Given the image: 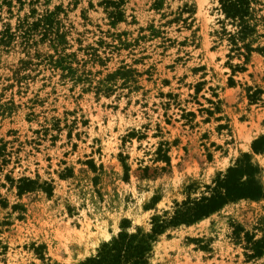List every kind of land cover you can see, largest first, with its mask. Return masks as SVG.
Instances as JSON below:
<instances>
[{"label": "rangeland", "instance_id": "rangeland-1", "mask_svg": "<svg viewBox=\"0 0 264 264\" xmlns=\"http://www.w3.org/2000/svg\"><path fill=\"white\" fill-rule=\"evenodd\" d=\"M244 8L236 34L219 0H0V264L95 258L245 152L264 188V0ZM245 234L264 199L168 226L148 260L264 264Z\"/></svg>", "mask_w": 264, "mask_h": 264}, {"label": "trees", "instance_id": "trees-1", "mask_svg": "<svg viewBox=\"0 0 264 264\" xmlns=\"http://www.w3.org/2000/svg\"><path fill=\"white\" fill-rule=\"evenodd\" d=\"M247 0H219L220 9L226 18L238 28L236 34L243 32L244 5ZM249 51L252 49L248 46ZM251 148L254 152L264 151V135L253 139ZM2 145L0 146V151ZM165 161L168 157L163 156ZM259 167L254 164L247 152L228 166L224 172H219L212 179L211 184L205 185V192L199 197L187 198L180 204L176 203L173 214L169 218L153 216L149 232L136 231L134 233L120 232L112 241L104 243L95 258L87 259L81 264H151L148 260L151 243L156 236L168 226L191 224L201 218L220 210L228 203L239 200L258 201L264 199V188L257 175ZM34 181L19 178L18 193L27 189ZM244 249L247 258H264V235L253 239V235L245 234Z\"/></svg>", "mask_w": 264, "mask_h": 264}]
</instances>
